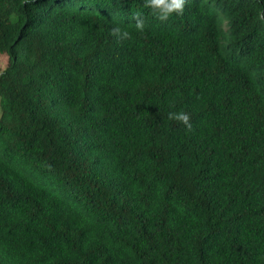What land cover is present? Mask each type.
<instances>
[{
    "label": "trees",
    "instance_id": "16d2710c",
    "mask_svg": "<svg viewBox=\"0 0 264 264\" xmlns=\"http://www.w3.org/2000/svg\"><path fill=\"white\" fill-rule=\"evenodd\" d=\"M260 12L0 0V264H264Z\"/></svg>",
    "mask_w": 264,
    "mask_h": 264
},
{
    "label": "clouds",
    "instance_id": "9594fccd",
    "mask_svg": "<svg viewBox=\"0 0 264 264\" xmlns=\"http://www.w3.org/2000/svg\"><path fill=\"white\" fill-rule=\"evenodd\" d=\"M187 3L188 0H144V6L160 22H167L173 14L182 15ZM257 15L258 19L264 20V12H260ZM133 20L135 21V28L143 32L145 29L144 17L137 13L133 16ZM110 33L117 39V42L131 39V34L127 30L121 29L119 25L112 27ZM167 118L183 124L188 132L192 131L193 125L189 113L182 110L169 112Z\"/></svg>",
    "mask_w": 264,
    "mask_h": 264
},
{
    "label": "rangeland",
    "instance_id": "374dc122",
    "mask_svg": "<svg viewBox=\"0 0 264 264\" xmlns=\"http://www.w3.org/2000/svg\"><path fill=\"white\" fill-rule=\"evenodd\" d=\"M7 65V58L5 56L1 57V69L5 68Z\"/></svg>",
    "mask_w": 264,
    "mask_h": 264
}]
</instances>
